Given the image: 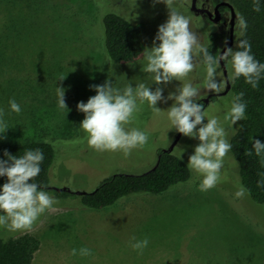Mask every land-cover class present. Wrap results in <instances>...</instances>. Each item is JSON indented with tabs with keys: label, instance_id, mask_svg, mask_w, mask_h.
I'll return each mask as SVG.
<instances>
[{
	"label": "rangeland",
	"instance_id": "374dc122",
	"mask_svg": "<svg viewBox=\"0 0 264 264\" xmlns=\"http://www.w3.org/2000/svg\"><path fill=\"white\" fill-rule=\"evenodd\" d=\"M175 6L190 19L191 30L205 46L209 34L218 31V25L207 23L202 14L196 13L191 8V0H175ZM34 7L37 10L28 16L25 26L27 39L21 48L23 51L3 52L12 63L0 71V99L7 102V111L9 99L21 105L20 114L9 111L8 114L12 124L16 119L20 127L27 129L26 139H44L54 145L48 186L88 193L116 172L136 175L150 170L157 162L158 151L168 148L177 134L174 129L167 131L166 111L155 114L147 103L140 106L128 127L147 132L148 143L124 157L120 152H97L87 146L86 135L79 127L84 116L76 105L95 95L90 85L103 84L106 79L121 89L130 82L133 87L136 83L151 85V74L141 70L143 58L127 64L109 59L104 46L102 16L113 12L129 22L143 23L141 40L145 47H151L158 26L167 19L166 6L155 0H47ZM236 20L239 22L237 17ZM197 62L196 59L194 63L198 65ZM230 71L228 66L229 75ZM62 76L64 79L60 80ZM220 78L225 85L222 75ZM189 81L200 90L197 100L209 93L204 87L203 66L198 65L183 82ZM159 86L167 96L176 91L180 82L173 80ZM57 87L65 89L68 109L58 108ZM232 97L230 90L204 108L206 118L218 117L228 140L242 121L229 127V122L223 120ZM171 103L170 100L158 102L157 107L167 110ZM197 143L196 139L181 135L173 154L187 163ZM200 179L191 172L188 181L162 194H132L100 210L83 206L79 196L57 197L49 192L59 201L56 205L59 208L48 212L55 216L45 218L42 214L33 225L39 226L38 232L33 234L55 245L53 239L76 236L77 217L101 216L102 223H95L96 236L90 232L88 242L98 245L96 252L107 251L106 258L117 259L115 256L120 254L124 259L104 264H166L159 257L151 258L164 253H173L174 264L184 263L187 255L188 264H264V205L254 202L242 187L239 164L231 152L224 157L214 188L199 191ZM241 189L245 195L237 197L235 193ZM144 198L150 200L143 203ZM119 204L123 209H119ZM65 220L69 222L64 226L66 230L60 227ZM14 235L0 229L3 239ZM133 236L138 240L148 238L149 245L142 253L131 248ZM48 254L51 256L50 250ZM177 256H183V261L178 259L175 263ZM78 264L87 263L84 259Z\"/></svg>",
	"mask_w": 264,
	"mask_h": 264
},
{
	"label": "clouds",
	"instance_id": "9594fccd",
	"mask_svg": "<svg viewBox=\"0 0 264 264\" xmlns=\"http://www.w3.org/2000/svg\"><path fill=\"white\" fill-rule=\"evenodd\" d=\"M163 3L167 10V19L157 28L151 47L143 49L144 63L141 70L151 74V85L136 83L126 84L122 89L106 79L103 84L90 85L95 95L86 102H78L76 107L84 118L79 122L80 129L86 135L87 146L97 152H120L128 157L134 149L143 148L148 143V133L136 127H128L140 106L147 103L155 114L166 111L169 130H175L185 137L198 141L191 155L188 156L187 168L197 177H201L197 188L206 192L214 188L219 180L220 170L224 166V157L231 150L232 144L227 138L224 125L217 116L206 118L203 106L197 101L199 89L187 81L189 74L198 66L194 61L199 58L203 64L204 87L210 93H220L224 84L218 69L221 62L230 66L231 81L243 77L244 82L253 89L258 87L264 78V63L256 60L251 53V45L241 39L234 50L226 47L220 55H212L208 48L201 44L197 35L190 28V19L175 6V0H155ZM261 0H253L254 11H260ZM240 35H244L247 24L243 17L239 18ZM63 80L64 77H60ZM179 81L175 92L164 95L159 85H167L171 81ZM183 82V83H181ZM65 89L57 87V106L67 108L64 100ZM243 93H237L231 99V106L223 115L229 127L237 125L245 119L246 103ZM172 101L167 110L157 107L158 102ZM68 109V108H67ZM8 111L21 113V105L15 99H9ZM5 111L0 108V134L8 129L4 119ZM206 121V122H205ZM235 135V129H233ZM0 139L3 136L0 135ZM257 157L264 156V141L254 139L252 151ZM44 154L40 149H27L22 155H12L6 150L0 158V178H6L0 184V229L9 234L31 230L34 223L45 212L56 211L59 201L51 196L42 185L34 182L41 171ZM264 175V174H262ZM261 183L258 181V186ZM237 197L245 195L241 189L235 193ZM149 245L147 237L136 239L131 237L130 246L134 251L142 253ZM72 256L89 257L92 250L88 247L73 248Z\"/></svg>",
	"mask_w": 264,
	"mask_h": 264
},
{
	"label": "trees",
	"instance_id": "16d2710c",
	"mask_svg": "<svg viewBox=\"0 0 264 264\" xmlns=\"http://www.w3.org/2000/svg\"><path fill=\"white\" fill-rule=\"evenodd\" d=\"M41 1L47 2V0H0V71L12 63L3 52L23 51L21 48L27 39L25 26L28 16L37 10L34 4ZM226 1L233 6L237 19L243 17L247 24L243 36L240 35V26L235 31L236 36L231 47L237 50V43L241 39L247 40L251 45L254 58L264 63V0H261L258 12L254 11L253 0ZM102 24L104 46L111 61L117 64H127L143 58L145 48L141 40V35L145 30L143 23H132L118 14L108 12L102 16ZM222 38L223 34L220 32L209 34L205 46L212 55H218ZM230 84L233 96L242 92L243 101L247 105L246 118L241 121L235 135L229 139L232 144L230 152L239 164L242 187L254 202L264 205V183L258 186V181L264 182V175H262L264 174V156L257 157L254 152L252 155L247 154L252 151L254 139L264 141V78L260 79L255 89L245 83L243 77L235 81L230 80ZM0 108L5 111L4 119L9 127L0 134L3 136V139H0V158H3L5 150L12 155L19 156L27 149H40L44 154V159L40 165L41 171L34 182L42 185L54 196H79L83 206L100 210L132 194H162L171 187L190 179L191 172L182 158L173 154V151L159 150L156 166L144 173L134 175L116 172L103 180L92 192L83 195L66 191L57 192L48 186L49 169L55 157L54 145L44 139H26L24 134L27 129L20 127L16 119L12 124L11 116L7 111V102H4L2 98ZM5 179L0 178V184L4 183ZM38 248V238L29 233L14 235L8 239L0 237V264H31Z\"/></svg>",
	"mask_w": 264,
	"mask_h": 264
},
{
	"label": "crops",
	"instance_id": "0c3cea01",
	"mask_svg": "<svg viewBox=\"0 0 264 264\" xmlns=\"http://www.w3.org/2000/svg\"><path fill=\"white\" fill-rule=\"evenodd\" d=\"M148 200H150V198L141 199V201L143 203H145ZM129 202H130V200L128 202H126L127 206L129 204ZM147 203L150 204V202H147ZM123 207L124 206H122V208H121V206L119 204V209H123ZM58 208H59V206H56V209H58ZM151 208H152V206H150V209ZM119 214H120V212H119ZM51 216H55V213H53V214H49L48 212L44 213L45 218H49ZM100 217H94V216H90V215L86 219H85V216L77 217V220H76L77 221L76 236L73 237L72 239H66V240H62V239L55 240V239H53V241L55 242V245L53 243H51L50 240L46 241V242L44 241V240H48V239L41 240L38 238L39 248L34 253L31 264H78L79 261H82L84 259H85L87 264H104L107 261H116V262L124 261V259L122 260V257L120 254L115 256V258H117V259L106 258L107 251L96 252L95 249L98 245L92 244V243L90 244L88 242V236L91 234L90 232L93 231L92 236L93 235L96 236L95 223L96 224L102 223V221H100ZM65 225H69V222L67 220L63 221L61 223L60 227H62L64 230H66L64 228ZM38 227L33 226L31 228V230H29V231L17 232V233H15V236H19V235H22L24 233L33 234L36 231L38 232ZM100 244L101 243L99 242V247L102 248L103 245L100 246ZM55 246L56 247L58 246L57 250H56ZM80 247L90 248L92 250V255L89 257H80L79 255L72 256L70 254L71 250L73 248L79 249ZM49 250H50L51 256H48ZM59 252H60V254H58ZM157 257H159L161 259H158ZM151 258L155 259V260L158 259V260L165 261L166 264H174V259H175L173 257V253H164V254H160V255H155L154 257H151ZM178 259H182V261H183V256H177L175 263H178L177 262ZM189 260L190 259L187 255L186 261L184 260V263H182V264H188Z\"/></svg>",
	"mask_w": 264,
	"mask_h": 264
},
{
	"label": "flooded vegetation",
	"instance_id": "af4514ba",
	"mask_svg": "<svg viewBox=\"0 0 264 264\" xmlns=\"http://www.w3.org/2000/svg\"><path fill=\"white\" fill-rule=\"evenodd\" d=\"M220 1H226V0H219V1H214V0H200L199 1V0H197L196 3H197V7L205 8V9L209 10L212 13V16H214L215 5L217 3H219ZM219 11L221 13V17H220V20L218 22H212L211 18L207 15V13H205V12L200 13V14H202L204 16V18H205L207 23L218 25L219 29H218V31H215V32H220V33L223 34V38H222V40H221V42L219 44L220 50L218 52L217 57L219 56L220 51L223 49V47L225 46V44H226V42H227V40L229 38V32H230V28H231V24H230L231 11H230V8L227 7V6H220L219 7ZM236 27H237V22H236V18H235V22H234V25H233V32H234L233 39H234V36H235ZM197 60H198V62H197L198 65L199 66H203V64L200 62L199 58H197ZM225 68H226L227 75H228V78H229L228 66L227 67L225 66ZM218 70L220 71V73H221V75L223 77L224 83H225L224 89H223V91H224L225 88H226V82H225V78H224V74H223L222 65L220 66V68ZM229 81H230V79H229ZM229 91H230V89H229ZM215 94L216 93H210L209 92L206 96L199 98L197 101L203 106V109H204L211 101L215 100L216 98H218L220 96L226 95V94H223V95H215Z\"/></svg>",
	"mask_w": 264,
	"mask_h": 264
},
{
	"label": "water",
	"instance_id": "95a60500",
	"mask_svg": "<svg viewBox=\"0 0 264 264\" xmlns=\"http://www.w3.org/2000/svg\"><path fill=\"white\" fill-rule=\"evenodd\" d=\"M197 0H191V8L196 12V13H207V15L211 18V21L212 22H218L220 20V17H221V13L219 11V7L220 6H227L230 8V11H231V17H230V24H231V28H230V32H229V38L225 44V46L223 47V49L220 51V53L223 52V50L226 48V47H231L232 44H233V25H234V22H235V18H236V12L233 8V6L228 3L227 1H220L219 3H217L215 5V10H214V16H212V13L205 9V8H199L197 7V3H196ZM220 55V54H219ZM221 65L223 67V74H224V78H225V82H226V88L223 92L221 93H216L215 95H223V94H226L230 87H231V84H230V81H229V78H228V75H227V71H226V68H225V65L223 62H221ZM182 134L180 133H177L172 141V143L169 145L168 148L166 149H163L162 151L163 152H172L174 150V147L175 145L177 144L178 140L180 139ZM156 166V164L154 165V167ZM152 167V169L154 168ZM57 192H61V191H66L68 193H74L76 195H83L85 194L86 192H83V191H76V192H72L71 190H69L68 188L66 187H63V188H53V187H49Z\"/></svg>",
	"mask_w": 264,
	"mask_h": 264
}]
</instances>
